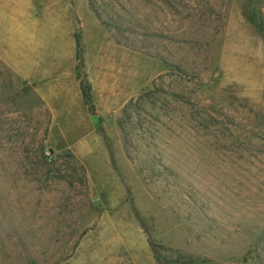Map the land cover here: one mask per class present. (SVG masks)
Segmentation results:
<instances>
[{"label":"rangeland","instance_id":"1","mask_svg":"<svg viewBox=\"0 0 264 264\" xmlns=\"http://www.w3.org/2000/svg\"><path fill=\"white\" fill-rule=\"evenodd\" d=\"M90 1H54L76 75L134 43L130 98L64 137L0 61V264H264V0Z\"/></svg>","mask_w":264,"mask_h":264},{"label":"crops","instance_id":"2","mask_svg":"<svg viewBox=\"0 0 264 264\" xmlns=\"http://www.w3.org/2000/svg\"><path fill=\"white\" fill-rule=\"evenodd\" d=\"M17 1L1 0L0 61L43 101L55 123H70L58 126L60 134L68 137L69 131L77 129L80 121L89 119L76 75V40L71 17L65 18L63 13L57 12L55 0H26L29 10L26 14L16 8ZM52 22L53 35L49 27ZM129 51V48L97 51L94 60H86L91 98L97 97L95 91L100 85L101 94L108 97L110 105H115L112 110L119 109L130 98L126 90L121 92L119 85L120 75L125 72L119 70L117 60L112 58L120 54L129 56ZM59 98H62L60 105L56 103ZM94 104L98 108L96 101ZM106 112L109 110H102ZM86 133L84 131L83 135Z\"/></svg>","mask_w":264,"mask_h":264},{"label":"trees","instance_id":"3","mask_svg":"<svg viewBox=\"0 0 264 264\" xmlns=\"http://www.w3.org/2000/svg\"><path fill=\"white\" fill-rule=\"evenodd\" d=\"M90 2L91 1L89 0V5L91 4ZM90 6H91L92 10L95 12V15L99 19L102 20L100 13L97 12L96 8H94L92 5H90ZM110 27L113 29H116L117 31H120L122 29V26H120V24H117L116 22L114 24L110 25ZM75 40H76V56H77V58H79L80 57V51H81V41H80L78 35H75ZM116 41L120 45L128 47L129 49H133V50L137 49L136 45L134 43L123 44L118 39H116ZM77 70H78V66H77ZM77 76L79 78V84H80L82 97H83L84 101L86 102V104L88 105V109L91 113V118H92L93 124L97 129H101L100 116L96 113L95 107H94L92 100H91L90 86L87 83V81L81 76L80 73L77 72ZM127 106H126V108H127ZM263 237H264V234H263V236H260L258 238V240L256 239V241H259L258 243H260L263 240Z\"/></svg>","mask_w":264,"mask_h":264}]
</instances>
